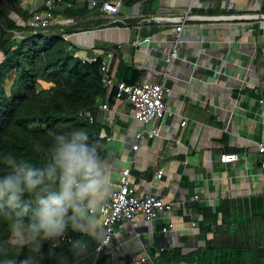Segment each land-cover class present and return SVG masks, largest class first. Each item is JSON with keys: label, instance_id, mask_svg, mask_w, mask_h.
Returning <instances> with one entry per match:
<instances>
[{"label": "crops", "instance_id": "0c3cea01", "mask_svg": "<svg viewBox=\"0 0 264 264\" xmlns=\"http://www.w3.org/2000/svg\"><path fill=\"white\" fill-rule=\"evenodd\" d=\"M67 1L56 8L54 26L81 22L87 12L100 11L91 9L89 0H73L71 9L78 16L68 19ZM123 2L117 17L101 12L108 18L106 26L74 33L70 39L87 56L110 48V68L118 80L128 67L144 71L142 81L170 87L166 103L172 114L160 121L162 136L143 139L135 151L124 141L141 127L131 117V104L116 100L110 110L98 111V120L115 137L109 141L112 192L121 170L130 168L137 194L156 193L184 206L155 222L137 215L131 224H118L110 264H133L150 249L180 247L189 253L206 247L214 234L201 231V215L193 203L215 209L222 200L230 201L235 237L264 246V177L259 168L264 156L257 145L264 143V0ZM186 16L179 58L167 64L165 56L173 51L178 34L172 19ZM118 20L125 23L116 25ZM230 152L238 153L239 160L219 161ZM161 168L164 175L157 180L154 175ZM192 214L198 227L192 226ZM170 222L173 229L163 232Z\"/></svg>", "mask_w": 264, "mask_h": 264}, {"label": "trees", "instance_id": "16d2710c", "mask_svg": "<svg viewBox=\"0 0 264 264\" xmlns=\"http://www.w3.org/2000/svg\"><path fill=\"white\" fill-rule=\"evenodd\" d=\"M7 2L0 0V176L10 171L3 163L4 155L11 154L40 167L46 162L54 136L75 130L85 131L89 142L96 143L101 155L111 162L113 146L101 136L103 129L109 134L111 131L97 115L98 105L106 101L114 103L118 90L114 87L108 94L103 86L101 65L104 56L97 61H82L74 51L77 45L70 39L74 33L106 26L108 18L96 10L87 12L81 22L35 32L32 27L19 26L9 16L3 3L24 19L28 13L13 0ZM66 9L68 19L78 16L73 9ZM104 48V53L110 49ZM122 71L120 79L129 85L142 82L145 76L144 71L128 67H123ZM87 109H95L93 122L79 116V112ZM23 201L35 207L32 194L25 193ZM192 206L201 215V231L212 232L213 238L206 247L189 253H184L180 247L159 252L150 249V264H264V246L252 245L235 237L230 201L222 200L215 209L198 203ZM82 236L69 226L64 237L53 242L56 251H64L71 264H110L109 252L104 247L99 251L100 244L91 237H84L88 240L87 253L79 259L73 258L68 251V241ZM41 242L42 251L47 253L50 242ZM24 244L23 247L17 246L10 221L0 216V261L5 256L19 260L28 255L31 238H27ZM43 264H55V261L45 259Z\"/></svg>", "mask_w": 264, "mask_h": 264}, {"label": "clouds", "instance_id": "9594fccd", "mask_svg": "<svg viewBox=\"0 0 264 264\" xmlns=\"http://www.w3.org/2000/svg\"><path fill=\"white\" fill-rule=\"evenodd\" d=\"M3 163L10 171L0 176V216L10 221L17 246H25L30 237L31 247L21 259L5 256L0 264H43L45 259L71 264L68 255L57 252L53 243L64 237L69 226L83 234L68 241L73 258L87 253L84 237L104 245L100 216L112 195L111 170L100 147L89 142L85 131L56 134L40 167L11 154L3 156ZM25 193L34 196L35 207L23 201ZM41 241L50 242L47 253L42 251Z\"/></svg>", "mask_w": 264, "mask_h": 264}, {"label": "built area", "instance_id": "2783aa9c", "mask_svg": "<svg viewBox=\"0 0 264 264\" xmlns=\"http://www.w3.org/2000/svg\"><path fill=\"white\" fill-rule=\"evenodd\" d=\"M7 2V0H3ZM18 7L24 12L28 13L27 19L22 18L17 11L9 7V16L17 21V24L22 27H32L35 32L39 29H46L55 25V11L59 4L64 0H40L41 7H38L39 0H13ZM88 5L91 9L99 7L100 12L105 16H119L121 10L124 8L123 0H89ZM10 6V5H9ZM74 6L73 0L66 2L67 8ZM189 16L185 18H175L172 21L178 23L177 25V39L174 42V49L170 54H166L165 62L171 63L174 59L179 58L178 39L179 33L182 31L184 24ZM235 17V16H233ZM232 18V17H230ZM162 20L163 18H158ZM169 19V18H168ZM233 19V18H232ZM115 22L125 23L123 20ZM67 25L63 23L61 26ZM71 49L74 50V48ZM75 53L82 61L92 59L97 61L100 56H104L101 69L104 73L102 78L103 86L108 90V94L115 87L118 90L117 100H125L131 104V117L141 124L131 137L124 141L132 144L133 150L137 151L143 139H155L161 137L160 121L167 115L172 114L169 111L166 98L171 93L172 89L160 82L145 80L140 83L129 85L122 80L115 78L111 72L110 62L113 58L112 52L95 50L91 56H87L85 50L76 48ZM262 102V101H261ZM99 110H110V102L98 105ZM79 116L88 119L90 122L95 120V109H87L79 112ZM186 121L182 122L185 125ZM101 136L107 141L114 140L112 134L107 133L106 129L101 131ZM258 150L264 156V143H258ZM239 160V154L235 152L221 154L219 161L222 163H230ZM261 175L264 177V157L260 162ZM130 168L121 170L119 177V186L112 192L111 198L108 201V206L103 215L100 216L103 231L105 235L104 245H100L98 250L104 247L107 252H110L113 237L115 235V228L118 224H131L137 215H142L150 222L158 221L163 214L171 213L174 210L183 209V202L180 200L165 201L158 194L152 192H143L137 194L136 187L131 182ZM164 175V169H158L155 172V179L160 180ZM197 199L198 196H195ZM198 218L191 215V223L193 227H198ZM173 223H169L163 227V232L172 230ZM151 258L148 253L143 254L140 258L134 260L133 264H150Z\"/></svg>", "mask_w": 264, "mask_h": 264}, {"label": "rangeland", "instance_id": "374dc122", "mask_svg": "<svg viewBox=\"0 0 264 264\" xmlns=\"http://www.w3.org/2000/svg\"><path fill=\"white\" fill-rule=\"evenodd\" d=\"M3 7H4V9H5L6 11H8V13H9L10 9H8V5H7L6 3H3ZM43 85H46V84H43ZM39 88H40V89L42 88V84L39 86Z\"/></svg>", "mask_w": 264, "mask_h": 264}]
</instances>
